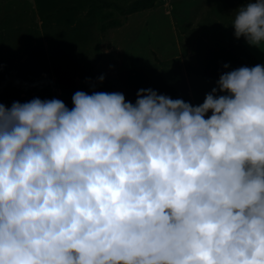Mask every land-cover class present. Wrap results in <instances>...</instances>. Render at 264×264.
<instances>
[{
	"label": "clouds",
	"instance_id": "clouds-1",
	"mask_svg": "<svg viewBox=\"0 0 264 264\" xmlns=\"http://www.w3.org/2000/svg\"><path fill=\"white\" fill-rule=\"evenodd\" d=\"M235 13L259 49L264 0ZM72 105H0V264H264V65L198 106L152 89Z\"/></svg>",
	"mask_w": 264,
	"mask_h": 264
},
{
	"label": "rangeland",
	"instance_id": "rangeland-1",
	"mask_svg": "<svg viewBox=\"0 0 264 264\" xmlns=\"http://www.w3.org/2000/svg\"><path fill=\"white\" fill-rule=\"evenodd\" d=\"M135 1L0 0V105L59 99L71 110L76 91L119 92L135 104L139 90L152 89L198 106L217 84L204 71L264 65V45L236 39L230 26L235 10L255 0H156L130 15L118 9Z\"/></svg>",
	"mask_w": 264,
	"mask_h": 264
},
{
	"label": "trees",
	"instance_id": "trees-1",
	"mask_svg": "<svg viewBox=\"0 0 264 264\" xmlns=\"http://www.w3.org/2000/svg\"><path fill=\"white\" fill-rule=\"evenodd\" d=\"M156 0H136L127 10H124L122 8H119L122 11L123 15H130L139 11L147 10L150 8H153L155 6ZM115 6L114 4H99L98 8H106V7H112ZM67 10L71 11L74 10V8H67ZM240 67H246L244 63L237 61L236 65L233 67V69L228 70L224 67H218L212 70H206L203 72V74L213 80L219 79L220 75H222L226 71H232L234 69L240 68Z\"/></svg>",
	"mask_w": 264,
	"mask_h": 264
}]
</instances>
